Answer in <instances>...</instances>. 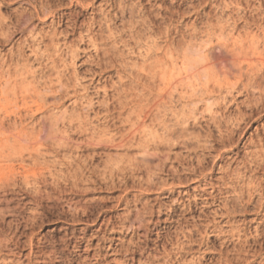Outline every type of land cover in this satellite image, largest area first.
I'll list each match as a JSON object with an SVG mask.
<instances>
[{"label": "rangeland", "instance_id": "obj_1", "mask_svg": "<svg viewBox=\"0 0 264 264\" xmlns=\"http://www.w3.org/2000/svg\"><path fill=\"white\" fill-rule=\"evenodd\" d=\"M0 264H264V0H0Z\"/></svg>", "mask_w": 264, "mask_h": 264}, {"label": "bare ground", "instance_id": "obj_2", "mask_svg": "<svg viewBox=\"0 0 264 264\" xmlns=\"http://www.w3.org/2000/svg\"><path fill=\"white\" fill-rule=\"evenodd\" d=\"M213 60V63L214 64H218V63H227V59H218L217 57H216V59H212ZM21 140V139H20ZM23 140V139H22ZM18 140H16V142H17ZM15 142V143H16ZM21 142V141H20ZM13 143H14V141H13ZM18 143V142H17ZM20 144V143H19ZM17 146H19V145H17ZM14 147V146H13ZM20 147V146H19ZM14 178V177H13ZM11 179V178H10ZM3 201V200H2Z\"/></svg>", "mask_w": 264, "mask_h": 264}]
</instances>
